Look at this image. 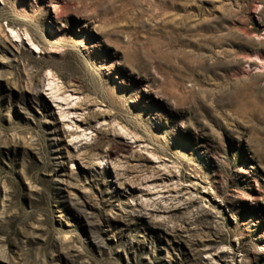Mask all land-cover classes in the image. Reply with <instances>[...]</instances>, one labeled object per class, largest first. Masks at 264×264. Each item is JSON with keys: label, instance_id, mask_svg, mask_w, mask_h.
<instances>
[{"label": "rangeland", "instance_id": "1", "mask_svg": "<svg viewBox=\"0 0 264 264\" xmlns=\"http://www.w3.org/2000/svg\"><path fill=\"white\" fill-rule=\"evenodd\" d=\"M0 264H264V0H0Z\"/></svg>", "mask_w": 264, "mask_h": 264}]
</instances>
